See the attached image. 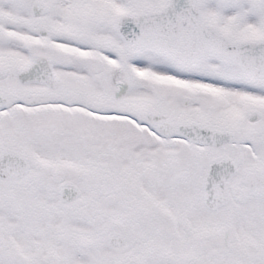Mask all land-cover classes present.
Here are the masks:
<instances>
[{
  "label": "snow or ice",
  "instance_id": "obj_1",
  "mask_svg": "<svg viewBox=\"0 0 264 264\" xmlns=\"http://www.w3.org/2000/svg\"><path fill=\"white\" fill-rule=\"evenodd\" d=\"M0 264H264V0H0Z\"/></svg>",
  "mask_w": 264,
  "mask_h": 264
}]
</instances>
